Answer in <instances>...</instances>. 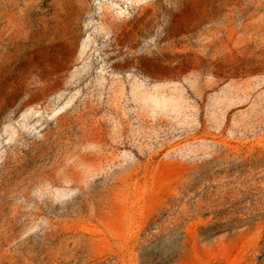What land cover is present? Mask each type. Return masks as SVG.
<instances>
[{
	"label": "rangeland",
	"instance_id": "1",
	"mask_svg": "<svg viewBox=\"0 0 264 264\" xmlns=\"http://www.w3.org/2000/svg\"><path fill=\"white\" fill-rule=\"evenodd\" d=\"M0 264H264V0H0Z\"/></svg>",
	"mask_w": 264,
	"mask_h": 264
}]
</instances>
